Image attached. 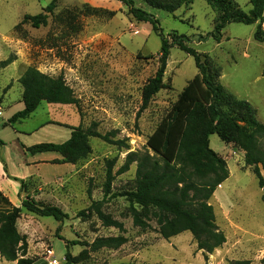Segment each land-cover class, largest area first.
<instances>
[{
    "label": "rangeland",
    "instance_id": "1",
    "mask_svg": "<svg viewBox=\"0 0 264 264\" xmlns=\"http://www.w3.org/2000/svg\"><path fill=\"white\" fill-rule=\"evenodd\" d=\"M51 1L54 7L47 13L45 25L33 27L23 21L25 14L44 13ZM233 2L244 12L251 8L250 0ZM133 3L158 20L160 32L170 44L163 87L145 108L144 87L158 68L161 45L150 23L135 20L117 0H0V61L11 60L0 68V209L8 207L7 201L21 206L28 194L67 213L59 221L20 208L16 226L26 237V257L33 264L53 260L66 264V251L69 264H228L243 259L264 264L263 188L258 185L254 165L245 164L244 151L222 141L217 133L209 136V146L225 160L229 174L209 200L215 223L226 237L212 253L198 250L189 231L162 238L157 209L136 204L135 211L131 209L121 194L134 187L136 162L114 176L111 191L104 196L107 166L112 163L115 173L130 151L153 155L146 145L148 136L170 120L180 92L197 73L193 57L172 44L174 39L202 54L225 89L247 101L264 124V41L254 38L256 23H228L217 42L208 34L219 13L206 0ZM262 15L264 30V8ZM181 35L187 38L180 39ZM28 66L52 77L61 74L78 105L42 101L29 117L8 124L23 108L19 78ZM92 123L101 134L115 130L113 138L122 143L90 136V151L84 158L71 166L38 160L39 175L30 176L36 167L21 144L61 143L72 127L87 129ZM3 160L12 175L27 182L23 191L16 188V180L6 177ZM93 201H101V211L122 222L123 229L104 225L90 207ZM134 213L146 225L134 224ZM116 235L126 238L117 248L91 246L97 237ZM0 264L16 261L0 257Z\"/></svg>",
    "mask_w": 264,
    "mask_h": 264
},
{
    "label": "trees",
    "instance_id": "2",
    "mask_svg": "<svg viewBox=\"0 0 264 264\" xmlns=\"http://www.w3.org/2000/svg\"><path fill=\"white\" fill-rule=\"evenodd\" d=\"M117 1L128 8L135 20L150 23L160 36L159 65L143 91L142 108H145L151 97L163 87L170 44L168 39L162 36L158 20L152 14L136 7L133 0ZM206 2L219 13L217 23L208 34L215 41H220L221 30L231 22L256 23L254 38L264 41V0H250L251 8L248 12L237 7L233 0ZM53 7L54 3L51 1L45 7L44 13L25 14L23 21H29L33 27L45 25L47 13H50ZM181 38L187 37L181 35ZM172 44H176L193 57L197 73L180 92L172 108L170 120L161 123L148 136L146 145L153 155L148 152L130 151L123 165L115 173L112 172V163L109 164L103 191L104 196L108 195L114 176L125 172L132 162H136L134 187L121 194L129 202L131 209L135 211V204L144 209H157L160 212L158 232L162 238L167 239L189 231L196 241L197 249L207 254L226 241L224 233L215 223L213 206L209 200L229 174L225 160L209 146V136L217 133L222 141L240 147L244 151L245 164L254 165L253 171L258 185L264 191V178L260 172H264V124L256 119L255 110L247 101L236 98L225 89L219 82V75L210 69L208 61L202 60V54L182 40L174 39ZM10 62V59L0 61V68ZM19 83L22 86L23 108L9 118L8 124L29 117L42 101L78 105L73 89L61 74L52 77L34 66H28L20 76ZM95 127L96 123H92L87 129L72 127L68 139L61 143L40 142L21 146L23 152L28 155L54 151L61 155V159H55L52 163L74 164L90 151V136L113 144L122 143L121 140L113 138L115 130L101 134ZM0 144L2 145L3 141L0 140ZM12 179L19 182V192L27 187L25 180L16 177ZM262 200L264 201V192ZM7 204V208L0 209V257L7 261H16V264H33V260L26 257V237L19 233L16 226L20 208L41 216H51L59 221L68 215L61 208L39 203L28 194L21 200V206L12 205L8 201ZM90 207L104 225L123 229L122 222L101 211V201H93ZM82 214L84 213L79 215ZM133 222L138 226L146 225L137 213L133 214ZM125 242L123 235L102 236L97 237L91 246L95 249L117 248ZM66 257V264H69L70 256L67 251ZM228 264H249V260H232Z\"/></svg>",
    "mask_w": 264,
    "mask_h": 264
},
{
    "label": "crops",
    "instance_id": "3",
    "mask_svg": "<svg viewBox=\"0 0 264 264\" xmlns=\"http://www.w3.org/2000/svg\"><path fill=\"white\" fill-rule=\"evenodd\" d=\"M21 145H24V144H21ZM21 149H22V146H21ZM30 157H31V159H30L31 165H34V167H36V172L33 173V174H31L30 176L39 175V172H38L39 171L38 170L39 167H38V165H40V163L38 162V160H43V159H48V160L61 159V155L58 152H54V151L41 152V153H37L35 155H30ZM3 162H4L3 168L5 170L6 177H9V178L12 179V177H15V176L12 175L9 172L7 161L3 160ZM46 164H52V165L55 164V166L56 165H63V166L64 165H68V166H71L72 165L70 163H63V164H59V163H46ZM1 166H2V163H0V168H1ZM42 179L48 181L46 178H42ZM15 184H16V188L19 190V182L17 181Z\"/></svg>",
    "mask_w": 264,
    "mask_h": 264
},
{
    "label": "built area",
    "instance_id": "4",
    "mask_svg": "<svg viewBox=\"0 0 264 264\" xmlns=\"http://www.w3.org/2000/svg\"><path fill=\"white\" fill-rule=\"evenodd\" d=\"M50 264H59L57 260H53Z\"/></svg>",
    "mask_w": 264,
    "mask_h": 264
}]
</instances>
